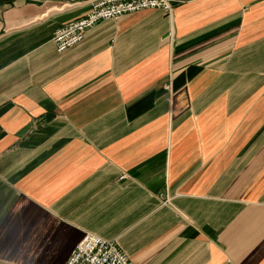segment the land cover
I'll return each instance as SVG.
<instances>
[{
  "label": "crops",
  "instance_id": "obj_1",
  "mask_svg": "<svg viewBox=\"0 0 264 264\" xmlns=\"http://www.w3.org/2000/svg\"><path fill=\"white\" fill-rule=\"evenodd\" d=\"M99 1L0 0V264H264V0Z\"/></svg>",
  "mask_w": 264,
  "mask_h": 264
},
{
  "label": "built area",
  "instance_id": "obj_2",
  "mask_svg": "<svg viewBox=\"0 0 264 264\" xmlns=\"http://www.w3.org/2000/svg\"><path fill=\"white\" fill-rule=\"evenodd\" d=\"M173 6L172 0H100L86 15L55 30L52 41L57 50L62 52L82 41L86 31L101 20L119 18L144 9H162L170 12ZM65 264H133V262L114 241L95 234H86Z\"/></svg>",
  "mask_w": 264,
  "mask_h": 264
}]
</instances>
